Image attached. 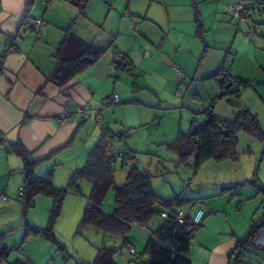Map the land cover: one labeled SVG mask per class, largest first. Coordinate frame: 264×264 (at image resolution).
<instances>
[{"label": "rangeland", "instance_id": "rangeland-1", "mask_svg": "<svg viewBox=\"0 0 264 264\" xmlns=\"http://www.w3.org/2000/svg\"><path fill=\"white\" fill-rule=\"evenodd\" d=\"M94 1L99 5L104 0ZM107 1L105 11L111 6L110 20L112 16L118 17L117 20L128 17L129 24L125 23L124 27L128 28L132 35H136V31L133 30L135 24L140 26L142 23H147V27L151 29L153 43L157 41L154 46L157 47L163 37H166L164 50L169 51V55L170 52L174 53L177 50V57L183 56L185 61L183 65L182 61L172 62L162 55L158 56L156 60H159L160 66L165 63L171 66L174 63L181 68L183 75L170 72L166 75V79L169 78L170 81L166 83L164 73L161 76L157 75L161 81H158L154 91L145 89L138 91L139 96L136 99L143 104L119 103L110 109L103 108L102 123L113 132L128 130L129 136L125 138V144L118 142L117 146L120 149L126 147L133 151L138 167L148 169L152 173L151 187L157 195L170 198L181 193L185 198L194 199L181 208L190 217L201 210L203 213L200 220L201 227L209 225L208 227L213 229L218 225L223 226L221 229H225L230 234L235 232L237 236L243 235L251 221L260 219L264 212L262 207L264 138L258 139L246 132H240L235 159L206 160L198 169L194 168L193 159H189L187 163H178V155L168 149L166 143L175 137L179 128L187 129L191 118L203 119L202 112L206 109L211 108L219 116L232 117L233 106L225 99L217 97L220 93L219 85L214 77L209 78L222 67L226 54L228 55L226 66L230 67V72L252 83L241 88L238 101L257 115L264 130V36H260L257 31L251 39L253 26H258L260 31L264 32V15L260 16L256 11V13L252 11L251 18L246 19L245 22L238 19L227 9V6L236 4L240 0ZM192 1L197 2L201 20L205 21L203 38L194 35L196 26L193 22ZM127 5L129 14L124 15ZM156 36L158 39H155ZM203 41L208 45V52L198 66V60L203 53ZM140 71L142 70L139 68L138 72ZM121 74L120 72L119 76ZM113 77L110 76L111 80ZM145 80L150 82V78L145 75V78L141 77L140 83L147 85ZM131 83L132 80L123 82L120 87L125 93L131 94ZM135 97L132 96L133 99ZM87 133L91 146L100 136L101 130L92 124L91 127H87ZM79 146V140L72 141L66 146L67 151L61 154L63 160H60L61 164L56 166V176L52 178L55 187L61 188L66 185L74 161L73 156L79 152ZM84 162L83 160L80 165ZM130 165L129 162L125 165L116 163L114 168L116 185L124 182ZM38 171L40 170H36V174ZM80 185V194L72 191L66 193L53 226L55 238L64 245L65 249H57L50 240L43 237L30 236L27 241L25 240V246H20L24 252L13 249L3 264H12L16 260L24 262L26 257L31 261L37 260L36 264H88L94 258L96 247L101 246L103 241L108 245L114 244L115 247L120 244L118 238L103 237L93 227H86L87 229H83L82 233H76L86 196L90 191V184L87 181L83 180ZM228 186L233 188L223 191V188ZM51 205V198L37 195L34 206L26 211L24 217L17 195L11 196L8 204L0 201V234L5 232L7 218L20 219L22 223L5 234L3 243L10 249L19 243L25 221L30 225H46ZM113 206V190L110 188L103 199L102 209L111 212ZM162 221L159 216H154L151 221L152 228L144 231L135 224L132 226L127 238L132 243L136 242L133 244L138 253L143 249L142 245H138L139 238H144L146 243L151 231H154ZM255 243L264 247V231L259 233ZM124 250L125 248H122L116 254V264L120 253ZM242 259L244 263L241 264H264V251L249 248Z\"/></svg>", "mask_w": 264, "mask_h": 264}, {"label": "crops", "instance_id": "crops-1", "mask_svg": "<svg viewBox=\"0 0 264 264\" xmlns=\"http://www.w3.org/2000/svg\"><path fill=\"white\" fill-rule=\"evenodd\" d=\"M106 2L108 3L104 0L98 5L94 0H90L80 13L77 7L63 0H0V132L4 136V144L19 139L33 151L36 159H45L53 153L51 158L45 159L38 166L36 169L40 170L38 173H42L45 168H53V177L56 176V166L63 160L61 154L67 151L66 146L70 142L76 140L80 141L79 152L76 156L71 155L74 161L70 170L81 166L90 147L87 127L93 124L100 129L105 125L102 123V112L105 108H113L119 103L126 105L140 103L141 101L136 99L139 90L154 91L158 81H161L159 76L164 73L166 79L168 73L175 74V64L170 66L169 63H165L160 66L159 60H156L158 56L162 55L172 62L182 61L184 65L185 58L177 57V50L174 53L170 52L171 55L169 51L164 50L166 37H163L157 47L154 46L157 41L153 43L151 29L147 27V23L140 26L135 24L133 30L136 31V35H132L128 28L124 27L125 23L129 24L128 17L117 20L118 17L112 16L110 20L111 6L105 11ZM193 2L195 1H192V4ZM125 10L124 15L128 13V5ZM26 14L29 23L34 19L43 21L40 36L34 34L30 24L23 22ZM148 21L153 24L151 20ZM201 22L204 28L205 21L202 19ZM67 28H70L77 38L103 50L104 54L66 86L58 87L46 82V76L55 66L53 54ZM194 35L197 36L196 29ZM202 50L198 66L208 52L207 50L204 54V47ZM116 52L131 62L132 71L125 72L121 68H116L114 73L110 71L111 63L116 65L121 63ZM227 57L226 54L222 65L226 64ZM139 68L142 70L140 73ZM120 72L122 74L119 76ZM112 75L113 80L110 78ZM145 75L150 78V82L145 80L147 85L140 83L141 77L145 78ZM130 80L131 94H127L120 84ZM166 81L169 82V78L165 83ZM215 81L218 83L216 79ZM112 94H116L118 100L105 105L104 98ZM133 95L136 96L135 99L132 98ZM83 112L87 115L84 120L81 119ZM63 113H68L69 117L62 119ZM98 119L100 124L97 123ZM4 144H0V193L3 192L8 199L3 201L0 198V201L8 204L11 196L17 195L18 198L22 181L20 170L22 163L18 156L7 152ZM179 210L189 216L182 208ZM19 224H22L20 219L7 218L4 230L10 231ZM150 225L152 228V223ZM208 226L202 225L194 235L190 245L191 264H229L228 254L235 247L237 234L235 232L230 234L221 229L223 226L217 225L214 230ZM26 241L22 243L23 247ZM133 243L136 244L135 241ZM133 243L130 242V247L138 253ZM143 244H146L145 240L140 237L138 245L144 248ZM14 250L24 252L18 247ZM131 260L132 255L128 248H125L117 262L135 264ZM23 261L37 263V260L31 261L27 257Z\"/></svg>", "mask_w": 264, "mask_h": 264}, {"label": "trees", "instance_id": "trees-1", "mask_svg": "<svg viewBox=\"0 0 264 264\" xmlns=\"http://www.w3.org/2000/svg\"><path fill=\"white\" fill-rule=\"evenodd\" d=\"M63 1L77 7L82 13L90 0ZM245 1L248 5L241 18L237 17L238 19L245 22L246 19L251 18L252 11H256L260 16L264 15V0ZM192 6L196 34L199 38H203L204 28L197 2H193ZM232 13L234 15V12ZM23 22L30 24L31 28L27 14ZM253 29L251 39L257 31L260 36H264V32H261L258 26H253ZM203 43L205 54L208 45L204 41ZM117 53L116 55L121 60V63L116 65L117 68L125 72L132 71L131 62L124 55L119 56ZM103 54V50L77 38L70 28H67L53 54L56 62L53 70L46 76V82L64 87L74 77L95 64ZM213 77L220 86V93L217 97L225 99L234 108L232 117L219 116L211 108L206 109L202 112L203 119L191 118L187 129L179 128L175 137L166 143L167 148L178 155V163H187L189 159H193L195 169H198L206 160L235 159L240 132H246L258 139L264 138V130L260 126L257 115L238 101L241 88L252 85V83L233 75L226 64L222 65ZM100 130V136L87 150L85 162L71 171L66 185L61 188L53 185V168H47L42 173L36 174L38 166L45 159L51 158L53 153L45 159H36L33 151L29 150L19 139L4 144L5 139L0 132V144L5 145L8 153L18 156L22 163L20 168L22 181L18 194L22 215L25 217L26 211L34 206L37 195H45L52 200V205L48 210L47 224L37 226L25 221L19 243L12 249L3 243L8 231L0 234V264L7 260L8 254L14 248L21 249L20 245L30 236L43 237L50 240L57 249H65L64 245L55 238L53 226L66 193L72 191L80 194V184L83 180L90 184V191L86 196V203L77 224L76 233H82L86 227H93L103 237L118 238L120 241L116 247L114 244L108 245L103 241L101 246L96 247L94 258L88 264H116V254L122 248H132L127 238L132 226L150 224L154 216L160 217L159 213L162 211H165L167 216L160 217L163 221L154 231H151V236L143 250L138 253L137 258L132 257L131 261L135 264H191L190 245L194 233L201 227L200 222L192 224V217L187 216L184 223L180 224L174 216L182 205L193 202L194 199L185 198L181 193L170 198L157 195L151 187L152 173L148 169L138 167L133 151L126 147L120 149L117 146L118 142L125 144V138L129 136L128 130L113 132L106 125H102ZM119 151L122 152L123 158L117 161L116 154ZM118 162L122 165L127 162L131 164L124 182L120 185L114 182V168ZM110 188L113 190L114 206L111 212H106L102 209V202ZM232 188L233 186L224 187L223 191ZM262 207H264V202H262ZM261 231H264V212L260 219L251 221L243 235L236 236L235 247L228 254L229 264L244 263L242 257L249 248L264 251V247L255 243ZM12 264L30 263L16 260Z\"/></svg>", "mask_w": 264, "mask_h": 264}, {"label": "built area", "instance_id": "built-area-1", "mask_svg": "<svg viewBox=\"0 0 264 264\" xmlns=\"http://www.w3.org/2000/svg\"><path fill=\"white\" fill-rule=\"evenodd\" d=\"M246 5H248V2H247V1H245V0H240V1H239L238 3H236V4L228 5V6H227V9H228L229 11L234 12V16H235V17L241 18L242 13L244 12V10H245V8H246ZM31 29H32V31L34 32V34H35L36 36H40L41 31H42V29H43V21H42L41 19H34V20L31 22ZM116 68H117V67H116V64H115V63H111V64H110V71H111L112 73L116 72ZM174 69L176 70V72H177L179 75H183V71H182L181 68H179L177 65H174ZM117 100H118L117 95H116V94H112V95H110V96H106V97L104 98V104H105V105H109V104H111V103H113V102H116ZM80 112H81V111H80ZM68 117H69V114H68V113H63V114H61V118H62V119H67ZM86 118H87V115H86V113L83 112V113H82V116H81V119L84 120V119H86ZM97 123L100 124L99 119H98ZM122 158H123V154H122V152H120V151L117 152V154H116V160H117V161H120ZM0 198H1L3 201H7V199H8V197H7L3 192L0 193ZM159 215H160V217H163V218H164V217L167 216V213H166L165 211H162V212L159 213ZM201 216H202V211H201V210H198V211L193 215V217L191 218V223H192V224H197V223H199V222H200V219H201ZM174 218H175V220H176L178 223L182 224V223H184L185 219L187 218V215H186L183 211L179 210V211L175 214ZM150 226H151L150 224H139V225H138V228H139L140 230H147V229H149ZM128 251H129V253L132 255V257H134V258H137V257H138V253L135 252V250H134L133 248H129Z\"/></svg>", "mask_w": 264, "mask_h": 264}, {"label": "water", "instance_id": "water-1", "mask_svg": "<svg viewBox=\"0 0 264 264\" xmlns=\"http://www.w3.org/2000/svg\"><path fill=\"white\" fill-rule=\"evenodd\" d=\"M117 62L119 63V62H120V60H117Z\"/></svg>", "mask_w": 264, "mask_h": 264}]
</instances>
